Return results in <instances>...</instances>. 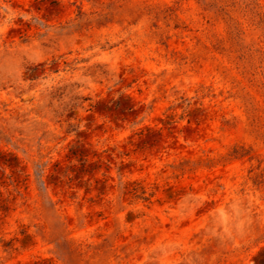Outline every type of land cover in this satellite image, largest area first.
Listing matches in <instances>:
<instances>
[{"label":"rangeland","instance_id":"374dc122","mask_svg":"<svg viewBox=\"0 0 264 264\" xmlns=\"http://www.w3.org/2000/svg\"><path fill=\"white\" fill-rule=\"evenodd\" d=\"M264 0H0V264H264Z\"/></svg>","mask_w":264,"mask_h":264},{"label":"trees","instance_id":"16d2710c","mask_svg":"<svg viewBox=\"0 0 264 264\" xmlns=\"http://www.w3.org/2000/svg\"><path fill=\"white\" fill-rule=\"evenodd\" d=\"M259 16H260V18H261V19H263V20H264V17H262L261 15H259Z\"/></svg>","mask_w":264,"mask_h":264}]
</instances>
